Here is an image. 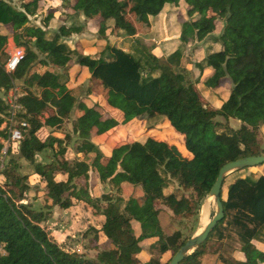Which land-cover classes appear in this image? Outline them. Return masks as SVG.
<instances>
[{"label": "trees", "instance_id": "trees-1", "mask_svg": "<svg viewBox=\"0 0 264 264\" xmlns=\"http://www.w3.org/2000/svg\"><path fill=\"white\" fill-rule=\"evenodd\" d=\"M50 2L27 0L16 7L12 0H0V25L12 31L15 45L24 51L15 71L5 73L6 62H1V57L7 36L0 35V90L23 82L25 94L19 103L24 112L20 117L28 127L17 152L21 159L34 165V173L51 199L44 210L22 203L28 187L25 176L18 173L19 163L11 161L0 173L8 186L7 190L0 186V264H163V257L169 254L164 263L168 264L189 239H183L175 229L176 220L197 221L220 168L240 158L264 154L259 135L260 126H264V0H72L70 13L97 15V34L101 39L96 45L105 42L116 26L130 37L137 34L139 27L148 31L149 18L158 17L166 6L186 8L190 20L182 24V42L187 28L192 29L197 42H202L220 22L221 32L215 40L220 50L207 49L204 58L195 64L200 76L211 71L202 80L205 87L216 89L223 82L230 83L227 100L216 109L204 103L180 68V49L164 58L138 45L140 56L135 57L105 43L97 56L84 54L80 42L73 49L65 43L71 35L82 32L80 27L62 24L48 37L47 28L55 18L56 8L49 6L38 25L30 24L29 18L37 16ZM59 20L67 22V16L60 14ZM37 65L56 70L71 65L86 68L91 78L110 93V107L118 116H104L98 106L88 108L78 102L59 74L32 71ZM76 103L78 116L72 125L77 154H95L94 158L99 159L94 138L152 111L183 137L190 158L181 159L167 140L153 136L114 148L98 172L99 179L116 187L122 183L139 187L146 202L140 204L129 198L122 202V208L117 201L102 206L89 194L88 163L65 159L70 136L41 137L45 128L61 129L64 121L71 118ZM3 111L0 100V113ZM229 119L237 120L240 127L232 129ZM46 149L54 151L55 162L36 163L35 155ZM225 181L226 178L221 189L223 220L180 264H202L213 233L228 218L237 228L244 261L231 257L224 259L223 264H264V251L255 245L264 237V176L256 180L248 176L236 179L226 187L224 199ZM173 183L181 190L179 197L164 193ZM100 199L108 200L104 195ZM56 205L62 209L81 205L100 215L101 220L98 226L87 227L80 237L67 235L58 241L45 226ZM160 212L169 215L164 225L159 221ZM136 224L138 233L134 230ZM91 232L90 248L101 237L109 244L95 259L75 253L79 242ZM151 239L157 245L151 247L148 262H143V242Z\"/></svg>", "mask_w": 264, "mask_h": 264}, {"label": "rangeland", "instance_id": "rangeland-1", "mask_svg": "<svg viewBox=\"0 0 264 264\" xmlns=\"http://www.w3.org/2000/svg\"><path fill=\"white\" fill-rule=\"evenodd\" d=\"M24 1L27 0H12V3L14 4V6L18 7L19 4ZM71 4L72 0H51V2L47 4V6H44V8H42L37 16L30 18V24L38 25L47 8L51 6L57 9V13L55 14V18L49 23V27L47 29L48 37L52 35L54 31H56L62 24H71L70 26L82 28L81 33L73 34L70 36V38L65 40V43L70 48H74L76 46L74 42L80 41V44L85 45L86 49L88 50L87 52H92V54H95L97 52V56L99 52L104 49L105 43H108L111 47L120 49L127 53H131L135 57H139L140 54L137 53L136 46L141 45L148 53H151L153 55L158 54L160 55V57L164 58L169 56L175 50L180 49L182 52L180 68L184 69L185 76L189 78L192 83H194L198 93L202 98H204V103L207 106L210 105L208 100L212 99V95H209V93H207V89L209 88L205 87L202 84L203 79H201L200 76L195 77L192 72L195 64H197L204 58L205 51L207 50L206 48H210L211 50H213L219 47L216 44L215 40L221 32L222 25L220 22L217 23L215 32L202 42H197L194 38L192 29L190 27L187 28L185 40L184 42H182L179 39L180 32L182 30L181 22L190 20L189 16L186 14V8L184 7V5H181V7L179 6V8L165 7L162 14L157 19L154 20L152 18H149L150 29L148 31H145L144 27H139V31H137V34L133 37H130L126 35L124 31L119 30L116 26L114 29V33H109L106 37L105 42L96 45L94 49H90V45L93 42L96 44V41L101 39L97 34L96 20L98 17L93 13H70L68 10L70 9ZM60 14H65L67 16V22H61L59 20ZM0 30H2L1 27ZM68 68L61 71L53 68L52 69L55 73L60 75L61 82H65L66 85L71 87L73 85V82L72 78H70L68 75ZM41 70L43 71L45 70V68H41ZM90 82L94 84L92 87L79 85L73 89L78 102L81 100L87 101V95L93 91L98 96L97 101L93 106H98L104 116H118L115 113V110L110 107L112 96L107 91V89H105L98 80L91 78ZM217 89L221 90L219 101H222L221 96H223L224 98L226 94L229 93L230 83L228 81L223 82L220 86H218ZM77 105L78 103H76L71 117L74 114H77ZM70 119L65 120L61 129L59 130L45 128L41 133V137H45L49 134H54L53 136L58 138L70 136V141L66 145L65 154V158H68L69 160H71L74 156V142L76 140L75 136L73 135V125ZM118 120L121 121L120 116L118 117ZM236 128L238 127L232 126V129ZM0 132L3 133L1 124ZM147 136H153L158 140H167V143L173 148V150H175V153L181 159L190 158V154L186 151L183 145V137L176 133L162 116H159L152 111H148L143 116L135 118L134 120H131L124 125L120 124L115 130L107 133L106 136L102 138H94V146L101 156L96 160L94 158L95 154H88L84 157V160L88 161V165L90 167L89 175L91 177H97V181L95 180V184L97 187L96 189L94 188L95 186L92 183L93 180H91V194L99 200L102 206L107 204L109 201H117V203L120 204V208H122L123 204L126 202L123 198L120 197L122 195V193L120 192V188L118 190L116 186H113L108 182V180L101 181L99 179L98 172L102 169L106 159L111 155V152L114 148L134 140L142 142ZM1 138H3V136L0 135V139ZM55 159V153L50 149H46L35 155L36 163H51L55 162ZM11 161H15L20 164L18 173L20 176H25L26 178L24 183L28 187V190L25 194V200L22 201V203L30 204V206L35 210H44L45 203L47 202L48 204H50L51 199L46 195L44 191V184L34 173V165L21 159L18 152H15L7 156L4 169L8 168V163L10 164ZM96 173L97 175H95ZM245 176H248L253 180L258 179L260 176H264V165L248 168L242 171H235L228 174L224 186V199L226 198V187L229 184L233 183L236 179L243 178ZM97 182L101 184V187H98ZM0 186H2L5 190L8 189L6 180L2 177H0ZM108 191H110L111 193L106 194V192ZM166 193H173L176 195V197H179L181 190L176 186L175 183H173L169 188H167ZM141 194L142 195H140V197L136 198L140 204L146 202V198L144 197L142 191ZM102 195L107 196L108 200L100 199ZM207 198H205L204 201ZM215 211L216 206L215 202H213L209 209V220L212 218ZM199 215L200 214L198 213L197 221L193 219L183 221L180 219L176 220L175 229L179 230L182 233L183 239L190 238L196 232H200V229L204 227L201 224ZM99 216L100 215L95 213L94 216H92L91 214H89V212H85L81 208L62 209L56 205L52 208L45 226L47 227V230H49L53 234L55 239L60 241L68 234L71 236L80 237L81 233L87 228V226H90L92 223L97 222ZM85 218H87V220ZM167 221V214L162 213L160 216L161 225H164ZM236 229L237 228L232 225L229 218L219 226L217 231L213 233L211 240L207 245V254L204 257L205 259L203 258V264H223L224 259L228 260L232 257L234 260H237L235 258H241L240 248L242 246V243L237 235ZM92 236L93 232L89 233L88 237L91 238ZM256 243H259V250H264V237H262L261 240L255 242V245ZM156 245L157 243L155 239H153V242L151 244L144 245V251L141 254L143 262H148L149 252L152 250L151 247H155ZM80 246L81 248L76 249L75 253H79L88 259H95L100 252L107 250V245L104 242H98L96 246L90 248L88 241L85 240L80 243ZM1 253L3 254V251H1ZM169 258L170 255L166 254L162 259V263L164 264Z\"/></svg>", "mask_w": 264, "mask_h": 264}, {"label": "crops", "instance_id": "crops-1", "mask_svg": "<svg viewBox=\"0 0 264 264\" xmlns=\"http://www.w3.org/2000/svg\"><path fill=\"white\" fill-rule=\"evenodd\" d=\"M166 7H169V6H166ZM68 11H70V10H68ZM163 12V11H162ZM67 13V12H66ZM69 13V12H68ZM162 14V13H161ZM160 14V15H161ZM159 15V16H160ZM158 16V17H159ZM158 17H156V18H152V19H157ZM30 19V18H29ZM52 21V20H51ZM182 24L184 23V22H181ZM182 24H181V27H182ZM37 25V24H36ZM0 27L2 28V30H0V35H2V36H7V41H6V45L4 46V56H2L1 57V62H3V63H5L6 62V60L9 58V56L11 55V53L13 52V49H14V47H17L16 45H15V43H14V41H13V38H12V31L8 28V27H6V26H3V25H0ZM49 27V26H48ZM48 29V28H47ZM152 29H153V26H152ZM218 37V36H217ZM70 38V37H69ZM78 42H80V41H78ZM75 43H77V41L76 42H74V44ZM81 43V42H80ZM83 43V42H82ZM100 44V43H99ZM99 44H97V45H99ZM216 44L219 46L217 49H213V50H211L210 48H206V49H210L211 51H218V50H220V45L216 42ZM94 47H96V44L93 42L91 45H90V49H94ZM81 48H82V52L84 53V54H88V55H91V56H95L96 55V53L95 54H92V52H87L88 50L86 49V47H85V45L84 44H81ZM71 49H73V48H71ZM206 52V51H205ZM91 53V54H90ZM156 55H158V54H155V56ZM158 56H160V55H158ZM205 56V55H204ZM41 68H45V70H51V71H53V69L52 68H48V69H46L47 67H42V66H40V65H37V66H35L33 69H32V71H36L37 73H43L45 70H41ZM68 75H69V77L70 78H72V86L71 87H69L68 85H66L67 86V88L68 89H70V90H73L74 88H76L77 86H79V85H86V86H88V87H92L94 84L93 83H91L90 82V80H91V76H90V74H89V72L87 71V69L86 68H81V67H79V66H77V65H71L69 68H68ZM59 71H61V70H59ZM54 72V71H53ZM194 75H195V77H199L200 76V73H199V71L195 68V66H194V69H193V72H192ZM211 73V71H209V70H206L204 73H203V75L202 76H200L201 77V79H203V78H205L206 76H208L209 74ZM15 84L20 88V91H21V93H22V95L23 94H25V92H24V90H23V82L22 81H17V82H15ZM207 89V88H206ZM229 91H230V89H229ZM207 93H209V95H212V99L211 100H208L209 101V104L210 105H208L209 107H212V108H219V106L224 102V101H226L227 100V98H228V96H229V93H227L226 94V96L223 98V96H221V99H222V101H219V95H220V93H221V90H218L217 88L216 89H207ZM3 94H4V91L3 90H0V100H2V98H3ZM200 95V94H199ZM200 97H201V95H200ZM97 98H98V96L96 95V93L95 92H91L90 94H88L87 95V101H85V100H81V101H79V102H82L86 107H88V108H91V107H93V105H94V103L97 101ZM202 98V97H201ZM202 99H204V98H202ZM99 110H100V112H101V109L99 108ZM102 113V112H101ZM74 116V117H73ZM72 117H71V121H72V124H73V120L75 119V117H77L78 116V112H77V114H74ZM228 123H229V126L232 128V126H235V127H240V123L237 121V120H235V119H229L228 120ZM238 128H236V129H238ZM54 135V134H53ZM259 135H260V137H261V139H262V148L264 149V144H263V140H264V126H260V128H259ZM104 136H106V134L105 135H102V136H100V137H96V138H102V137H104ZM74 153V156H73V158L71 159V160H69L68 158L66 159V160H68V161H73L74 159H78V160H84V157L85 156H83L82 154H77V153H75V151L73 152ZM66 154V153H65ZM85 162H87L88 163V161H86V160H84ZM90 174V173H89ZM95 175H97V173L95 174ZM91 180H93L92 181V183H93V185L95 186L94 188L96 189L97 187H96V184H95V180L97 181V177L96 176H94V177H91L90 175H89V194L91 195V196H93L92 194H91V185H90V183H91ZM97 184H98V187H101V184L99 183V182H97ZM117 189L118 188H120V192L122 193V195L120 196L121 198H123L124 199V201H127L129 198H134V199H136V198H138V197H140V195H142L141 194V189L139 188V187H133L132 185H130V184H128V183H122L121 185H120V187H116ZM132 192H134V193H132ZM109 193H111L110 191H108V192H106V194H109ZM166 195H168L167 193H166V190H165V192H164ZM94 197V196H93ZM96 198V197H95ZM72 208H81L82 210H84L85 212H89V214H91L92 216H94V214H93V212L91 211V210H89V209H84V208H82L81 207V205L80 206H74V207H72ZM162 213H166V212H160L159 213V215L161 216V214ZM167 214V213H166ZM160 216H159V221H160ZM167 216H168V220H169V215L167 214ZM86 220H87V218H85ZM99 220H101V216H99V218H98V220H97V222L96 223H92L90 226H92V225H96V226H98V223H99ZM168 222V221H167ZM166 222V223H167ZM161 224V223H160ZM87 227H89V226H87ZM134 230H135V232H139L138 230H139V227H138V225L136 224L135 226H134ZM52 234V233H51ZM53 235V234H52ZM69 235V234H68ZM67 236V235H66ZM88 239H89V237L88 238H86V239H83V240H81L80 242H79V244L76 246V249H78V248H81V246H80V243L81 242H83V241H88ZM98 242H104V243H106V248L108 249L109 248V244H108V242H107V240L104 238V237H101L100 239H99V241ZM153 242V239H151V240H146V241H144L143 242V249H144V245H147V244H151ZM256 247L257 248H259V243H256ZM75 249V250H76ZM142 249V252L144 251ZM261 250V249H260ZM262 251H264V250H262ZM142 254V253H141ZM241 258H235L234 256V258L235 259H237L238 261H244V257H243V254L241 253ZM239 257V256H238ZM205 259V258H204ZM204 259L202 260V264H203V262H204Z\"/></svg>", "mask_w": 264, "mask_h": 264}, {"label": "built area", "instance_id": "built-area-1", "mask_svg": "<svg viewBox=\"0 0 264 264\" xmlns=\"http://www.w3.org/2000/svg\"><path fill=\"white\" fill-rule=\"evenodd\" d=\"M24 51L22 48L14 47L13 52L4 64V71L7 74H12L22 59ZM3 108L0 113L2 131L5 137L0 139V173L5 168V161L8 155L18 151L20 142L23 140V132L28 127L26 120L20 117L24 112L19 99L23 96L20 88L13 83L8 90H3ZM136 142L130 141L129 143ZM1 177V175H0Z\"/></svg>", "mask_w": 264, "mask_h": 264}, {"label": "water", "instance_id": "water-1", "mask_svg": "<svg viewBox=\"0 0 264 264\" xmlns=\"http://www.w3.org/2000/svg\"><path fill=\"white\" fill-rule=\"evenodd\" d=\"M263 164L264 154H261L259 156L240 158L227 163L220 168L217 177L208 193V197L213 198L215 202L216 211L214 215L200 232H196L182 244V246L170 259L168 264H180L187 256L192 254L197 247L202 245L208 239L210 233L214 230L216 225L223 220L224 210L221 202V189L227 175L235 171L258 167Z\"/></svg>", "mask_w": 264, "mask_h": 264}, {"label": "bare ground", "instance_id": "bare-ground-1", "mask_svg": "<svg viewBox=\"0 0 264 264\" xmlns=\"http://www.w3.org/2000/svg\"><path fill=\"white\" fill-rule=\"evenodd\" d=\"M213 202H214V199L211 197H208L202 204V207L199 212L202 226H205L209 221V209Z\"/></svg>", "mask_w": 264, "mask_h": 264}]
</instances>
